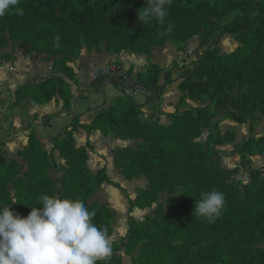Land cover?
I'll return each instance as SVG.
<instances>
[{
    "label": "trees",
    "instance_id": "1",
    "mask_svg": "<svg viewBox=\"0 0 264 264\" xmlns=\"http://www.w3.org/2000/svg\"><path fill=\"white\" fill-rule=\"evenodd\" d=\"M0 25L7 35L0 36V45L12 40L50 55H65L69 50L70 60L84 44L95 51L149 54L154 46H163L169 40L184 51L183 44L198 35L199 48H205L197 53L195 65L182 74L181 96L169 125L144 121L141 105L134 97L124 95L99 113L92 124L81 125L74 119L65 136L54 137L51 152L31 132L28 144L18 151L19 156L25 154L30 166L23 177L18 163L9 162L0 150V177L13 183L16 190V201L0 205V264H122L121 256L112 255L121 247L126 248L133 264H205L204 256L196 261V255L188 251L170 253L169 244L177 236L197 233L210 235L215 242L216 237L223 238V247L211 241L204 250L209 258L212 255L209 264H227L226 253H236L240 247H257L264 264V171L251 168L248 183L232 178L251 164L250 157L264 155V135L253 136L256 122L264 117V0H0ZM225 35L239 43L230 53H222L219 46ZM66 69L60 71L75 79L73 68L68 65ZM132 71L128 70L130 74ZM163 71L151 62L137 74V81L159 97L164 90L160 83ZM164 78L170 82L172 72L166 71ZM15 95V105L27 97L43 105L60 97L64 107L70 108L73 100L72 90L61 76L20 86ZM188 100L205 105L189 106ZM226 107L229 110L219 118ZM260 113L263 116L259 117ZM224 119L250 123L251 136L232 151L241 157L233 169L223 168L217 156V146L236 139L233 130L221 131ZM80 127L106 136L138 139L135 146L116 151L115 163L129 180L146 177L145 192L153 188L157 177L161 179L166 171L170 174L169 183H164L171 194L168 209L158 207L151 219L162 216L169 223L167 237L145 240L138 257L129 248L140 229L134 219H129L128 242L124 237L120 245L112 244L110 253H106L110 245L98 249L113 235L111 225L116 215L107 202L92 201V197L104 183L125 189L112 180L106 167L95 173L89 171L88 149L74 145V133ZM205 128L216 133L209 134L206 148L199 141ZM88 147L92 148L89 143ZM56 150L70 163V176L80 179L85 195L84 201L74 203L83 212L72 220L69 215L76 209L64 206V195L54 201L55 193L49 192L55 188L53 180L44 178L36 184L38 179L35 183L28 179H34L35 167L49 166L51 153ZM177 187L182 188L180 194ZM24 189L26 193L36 190L39 194L42 189L47 193L39 195L42 202L30 194L33 203L25 206ZM142 200L141 191L130 198V211L156 203L155 199ZM34 208L39 218L31 211ZM73 241L82 243L74 248ZM213 243L216 246L210 251Z\"/></svg>",
    "mask_w": 264,
    "mask_h": 264
},
{
    "label": "crops",
    "instance_id": "2",
    "mask_svg": "<svg viewBox=\"0 0 264 264\" xmlns=\"http://www.w3.org/2000/svg\"><path fill=\"white\" fill-rule=\"evenodd\" d=\"M199 43L200 36H193L183 44L185 50L179 51L178 45L169 40L163 46H154L149 54L129 50L117 53L108 52L105 49L95 51L90 50L85 44L81 52L73 56L68 63L74 70L75 79H70L64 73H60L72 90L73 100L70 108L64 107V102L60 97L44 105L37 104L33 97H27L15 105L16 90L20 86L30 85L36 78L49 72L52 73L55 58H49L46 55H30L26 48L19 47L13 41L0 45V142H2L0 150L9 159L17 158L18 151L28 144L30 133L35 132L43 146L51 152L54 137L65 136L66 132L72 129L71 122L74 119L79 120L81 125L92 124L99 113L109 109L119 97L125 95L113 82L98 77L113 64H119L127 70L132 69L131 74L136 79L137 74L145 71L146 66L151 62L163 68L160 79V83L164 85L162 94L155 97L151 91L145 89L134 98L141 105V116L144 121L148 123L159 121L161 124L169 125L171 123L170 114L176 111L181 96L179 84L182 74L186 69L195 65L198 60L197 53H202L205 49L199 48ZM232 46L237 48L239 43L238 45L231 43L229 48ZM229 48H226L225 52L222 50V53L235 50L229 51ZM192 60L194 62H191ZM168 70L172 72V80L166 83L164 74ZM187 102L189 106H202L203 104L192 100ZM227 110L229 107L225 110L221 109L219 118ZM220 129L223 133L233 130L236 135L233 143L216 147L222 165L233 169L240 164L241 157L238 154H232V151L236 144L244 142L251 136L250 123H238L232 119H224L220 123ZM263 134L264 117L256 123L253 135L259 137ZM137 142L138 139L106 136L101 131L88 132L82 127L74 133L75 147L88 149L87 168L89 171L95 173L102 167H106L111 178V173H116V178L112 180L120 183L123 188H125L124 183L129 179L115 163L116 151L126 146H135ZM88 143L92 148L88 147ZM57 152L56 150L53 153L57 154ZM250 159L251 164L243 167L240 174L236 175V179L248 182L251 168L264 171V155L252 156ZM137 191L131 195V199L137 196ZM149 211L150 208H135L130 212L131 218L139 220Z\"/></svg>",
    "mask_w": 264,
    "mask_h": 264
},
{
    "label": "rangeland",
    "instance_id": "3",
    "mask_svg": "<svg viewBox=\"0 0 264 264\" xmlns=\"http://www.w3.org/2000/svg\"><path fill=\"white\" fill-rule=\"evenodd\" d=\"M1 25H0V36L7 37V35L5 34V30L3 28L4 26L2 25L3 26L2 27ZM9 41H12V40H8V42ZM14 43L17 44L19 47L26 48L27 53L30 55H37V56L46 55L49 58H55L54 64L55 63L58 64V65L56 64V66H58L56 69L53 68L52 73L49 72L48 74H45L39 78H36L33 82L37 83L43 78L48 77V76L58 77L60 76V73H62L60 70H62L63 72H65V70L67 71L66 67L69 65L68 64L70 61L69 57L71 56V54L69 53V50L65 52L68 55L66 54L64 55V53L50 55L47 52L41 53L38 51H33L27 45L20 46L19 42H14ZM220 43H222V45L220 44V46L223 52H225L224 50H226V48L228 49L231 46V43L234 45L235 44L238 45L236 40H234V38L231 35H226L225 40L222 39ZM234 49H236V46H232L231 48H229V51H232ZM193 52H194L193 53L194 54L193 57H194L196 50ZM191 62H194V61L192 60ZM191 62L189 61V63ZM203 105L205 104L203 103L202 106ZM225 109L226 108H223V110ZM261 116L263 115L260 113L259 117ZM255 127H256V124H255ZM210 133H215V130L211 128H205L203 129L201 137L199 138V141L204 145L205 148L207 147V140H208ZM254 137H257V136H254ZM51 154L52 156L49 161V166L47 167L41 166V168L35 167L34 172H33L34 179L29 178V177L28 179L32 183H35V180L38 179L36 181V184H38L44 178H48L51 181L53 180L55 184L54 185L55 188L51 187L49 192L55 193L54 201L59 200L64 195V206H66L67 208H70L71 206L77 210V211L73 210V212L70 213L69 216L71 217V220H72V218L79 216L83 212L82 208L78 207L77 204H74V203H78L77 202L78 199L83 200V201L85 200V197H84L85 195L83 194V191L81 190V182L78 177L73 178L72 176H70L71 175V171L69 169L70 163H68L63 157H61L58 152L57 154L53 152ZM217 156L219 158L220 164L222 165L221 157L219 153ZM13 161L18 163L19 165L18 170L20 171L19 173L23 177L24 173H26L30 168L25 154L23 156L18 155L17 158L10 159L9 162H13ZM222 167L226 169L225 166L222 165ZM241 171L242 170H240L238 173L232 176V178L235 181L243 182L242 180L236 179V175L240 174ZM166 173L167 174H165L164 177H162L161 179L157 177L156 181H154V183L152 184L153 188L150 189L149 192H145L146 190H144L145 187L148 186V184H147L146 177L143 176V177H139L140 179H136L133 181L127 180V182H125L123 185L126 188V189L124 188L125 191L118 190L115 187H113V185L105 183L101 187L99 192L97 194L95 193L96 195L95 194L93 195L92 201H99L101 203L107 202L111 206V209L109 208L110 211L116 215L113 221L111 220L112 221L111 227L113 228V235L109 239L103 240L101 244L98 246V249H101L102 247L106 245H110L106 251V253H110L112 244L120 245L124 237H127L126 242L129 241L127 231L129 229V219H132L131 214H130L131 211L129 209V199L131 198V195L134 194L136 190H139L140 188H143V190H139L137 191V193L138 192L140 193L141 191V196L143 199L142 203L146 201L148 202L150 199H155L156 203H154L151 207H147V208H150V211L147 212L146 214H143L141 218L137 220L139 222L138 226H140V229L138 231L139 232L138 236H136L135 238V241L129 246L130 250L132 251V254L137 257L141 254L143 245L145 244V240L159 239V238L162 240L166 239L167 237L166 231H167V228L169 227V223L166 220H163L162 216H159L158 218H155V220L151 221V219L152 218L154 219V217L156 216V211L158 207L162 206L165 209H168L167 198L170 197L171 194L168 191L169 190L168 187H164V183H169L168 178L170 177V174L168 171H166ZM111 174H112L113 179L116 178V173L112 172ZM248 182H250V180ZM248 182H243V183H248ZM39 187L40 185L38 186V188ZM164 188L165 190H163ZM21 192L26 197V201L24 200L25 206L27 205L30 206V204L33 203V198L30 196V194L35 195L34 199L42 202L43 198L41 199L39 195L44 196L47 193L45 189L40 190L39 194H36L37 192L36 190H31V191L29 190L28 193H26V190L24 189ZM181 192H182V188L177 187L176 193L180 194ZM0 193L2 194V197H0V205H6L8 204L10 200L16 201V197H15L16 190H15L14 184L6 182L1 177H0ZM31 211L35 214V216L39 218L40 213L36 208L32 209ZM96 237H98V234H96ZM216 238H218V242L220 243L221 247H223L224 246V242L222 240L223 238L221 236L216 237ZM213 239L214 238H212L210 235H207L205 233L177 236L172 242V244H169L170 253L176 254V253H179V251H182V252L188 251L191 255H196L195 256L196 261H199L200 256L206 257L207 262L205 264H209L208 261L212 255L209 258L204 253V250L208 247L211 241L215 242V240ZM82 241H85V240H82ZM95 242L97 241L91 242V245L93 246ZM218 242H215V243L218 244ZM81 243L82 242L80 241H73L72 246L76 248ZM215 243H213V245L210 247L211 248L210 251L215 248L216 246ZM112 255L119 256V257L121 256L123 259L122 264H133L131 260V256L127 254V250L125 247H121L118 251L112 252ZM240 255H243V256H240ZM261 257H262V253L257 247H256V250L255 249L248 250L247 248L240 247L236 253H232V252L226 253V258L228 261L227 264H263Z\"/></svg>",
    "mask_w": 264,
    "mask_h": 264
},
{
    "label": "built area",
    "instance_id": "4",
    "mask_svg": "<svg viewBox=\"0 0 264 264\" xmlns=\"http://www.w3.org/2000/svg\"><path fill=\"white\" fill-rule=\"evenodd\" d=\"M98 77L102 80L113 82L125 95L128 96L134 97L145 90L127 69L117 64L108 67L104 73L100 74Z\"/></svg>",
    "mask_w": 264,
    "mask_h": 264
}]
</instances>
